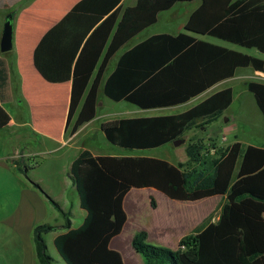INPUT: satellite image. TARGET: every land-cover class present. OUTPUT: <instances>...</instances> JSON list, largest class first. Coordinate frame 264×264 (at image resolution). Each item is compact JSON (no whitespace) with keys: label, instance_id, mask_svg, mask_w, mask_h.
Returning a JSON list of instances; mask_svg holds the SVG:
<instances>
[{"label":"trees","instance_id":"1","mask_svg":"<svg viewBox=\"0 0 264 264\" xmlns=\"http://www.w3.org/2000/svg\"><path fill=\"white\" fill-rule=\"evenodd\" d=\"M122 1H81L35 50V67L46 81L72 82L66 132L73 120L72 134L95 120L103 84L105 96L115 103L157 110L190 103L233 78L238 69L264 73L263 59L192 35L264 54V0H138L125 10ZM195 2L200 6L188 21L187 32L155 35L125 49L155 26L161 13ZM121 51L109 73L111 61ZM8 81L7 62L0 55L1 99L7 97ZM247 89L264 116V83L251 81ZM15 92L24 103L20 91ZM232 103L233 90L225 89L179 114L117 119L101 129L114 147L154 150L186 140L194 127H209ZM11 121L0 104V130ZM210 145L189 143L187 162L177 165L150 157L95 156L82 151L72 162L71 177L86 218L78 228L67 224L66 232L56 237L54 247L60 259L65 264H124L123 256L110 247L128 220L124 200L133 189H155L176 201L222 196L226 203L218 222L210 217L184 237L177 250L150 245L147 232L137 233L132 247L145 264H264V148L244 150L240 142L226 148ZM151 206L156 209L154 198ZM57 229L50 224L35 229L38 264H56L46 235Z\"/></svg>","mask_w":264,"mask_h":264},{"label":"crops","instance_id":"2","mask_svg":"<svg viewBox=\"0 0 264 264\" xmlns=\"http://www.w3.org/2000/svg\"><path fill=\"white\" fill-rule=\"evenodd\" d=\"M81 1L83 0H0V55L3 58L5 54L1 53V37L5 18L10 13L14 12L16 14L14 48L13 51L9 53L15 60L16 65L14 69L7 65L9 74L8 93L6 99L0 98V104L7 110L6 105L9 106L16 100L12 98V101H8L10 99H8V97L18 89L21 93L22 100L30 108L31 114L30 120L29 118L27 120V117L16 108L15 110L20 115L19 120H16L10 113L12 118L10 126L5 130H0V133L19 134L23 132L29 134L27 135L28 137H24L26 138L24 139L26 140V153L21 155L27 160V165L23 168L24 173L17 171L15 164L12 162V158L15 156H12V154H7L5 156L0 155V264H38L34 231L38 226L44 224H50L58 228L56 231L46 235L48 250L52 257V252L50 251L51 246L54 247L56 237L66 232L64 228L67 224L75 228L74 222L71 219L76 218L77 213L83 221L86 218V212L80 207L76 186L71 177V165L84 150H89L95 156L100 155L94 152L90 147H85L83 141H90L91 138L89 136L85 138L86 140H83L80 136L82 130L88 128L91 122L84 125L75 134H71L75 124V120H73L68 132H66L71 103L72 82L50 83L41 76L34 64L35 50L42 38ZM137 2L138 0H123L121 5L123 10H125L129 7L136 6ZM195 3L198 4L188 13L184 28L193 12L200 6V2ZM177 19L178 14L175 13L171 21ZM150 29L145 32L150 31ZM159 34L177 35L179 33L165 32L159 29L148 35L146 39ZM192 35L198 36L196 34ZM207 42L242 52L239 49L228 47L226 44L228 42L225 43V41H223L225 44H218L212 41ZM243 71H250L249 73L254 77L256 82L264 83V73L256 72L252 68L238 69L233 78L227 79L214 86L207 92L208 94L206 93L207 95L204 98L206 99L208 96L225 89L233 90L232 105L224 112L223 116L217 122H214L208 127V131L214 137L217 147L226 148L236 142H240L244 150L249 146L264 148V146L249 143L245 144L240 139V132L234 125L236 121L235 117L230 115V109L242 98L248 90V83L251 82V79H244V77L239 76ZM30 89L42 92L39 101L44 110L43 121H39L35 118L36 113L34 105L28 92ZM55 91H58L60 97L63 96V98H65V101L60 105L62 117L61 121L57 123V127L60 128V134L58 135L53 132V122L50 121V118L47 116V112L49 113V109L51 108L50 95L51 93L54 94ZM238 93L240 94L238 95ZM253 99L257 105L255 97ZM257 107L259 109L258 105ZM226 117H228L227 120L225 119ZM217 132L220 133L221 138L233 132H236L238 135H236V140L233 143L223 145L217 141ZM226 141L227 138L225 142ZM179 148L184 151H175L176 154L178 153L180 160L176 163L168 161L169 163L177 165L187 162V154L184 156V153H186V146H181ZM96 153L98 155H96ZM237 174L238 171L235 173V177ZM142 193L148 194L143 195ZM157 193L161 192L155 189H133L130 191L124 200V207L128 220L122 234L128 230L131 224H136V231L133 238L137 233L145 231L150 241L152 238L151 231H154L155 234L159 236L157 237L160 241L158 244L163 245L169 240L167 238L168 233H175L177 236L173 238V244H177L179 247V243L184 237L195 233L197 229L205 225L210 217L212 218V222H218L222 207L226 203L225 197L216 196L222 198V201L214 211L216 212L218 207L222 205L218 212L219 215L217 213L215 214V216L218 215L216 219L213 215L214 212L208 214L207 218L200 222L197 218L194 219L193 214L190 213L191 211H180L177 212L175 218H172V216L169 218L165 217L163 222L160 221L159 224L155 225L154 230H151L149 224H142L139 221V204L141 200L144 199L148 200L151 205V198H154L156 201V209L153 208L155 211L153 215H155L156 210L159 208L157 195L162 199V195ZM74 196H76V198ZM55 204H57L59 208H57ZM117 237L112 240L110 247L121 254L120 243L117 241L119 238ZM54 261L60 263L58 260L54 259Z\"/></svg>","mask_w":264,"mask_h":264},{"label":"rangeland","instance_id":"3","mask_svg":"<svg viewBox=\"0 0 264 264\" xmlns=\"http://www.w3.org/2000/svg\"><path fill=\"white\" fill-rule=\"evenodd\" d=\"M198 3H180L178 4L173 10L163 12L159 16L158 23L153 26L150 31L142 33L140 36H138L135 40H133L125 49H129L132 46L136 45L137 43L143 41L147 38L148 35H150L152 32H155L159 29H162V31L165 32H173V33H184V23L187 19L188 13L196 7ZM177 13L178 19L171 21L172 16ZM7 17V16H6ZM199 39H203L206 41H212L218 44H225L223 41L217 40L212 37H203V36H197ZM228 47L230 48H236L241 50L244 53H247L249 55L263 58L264 55H262L260 52H258L256 49H246L242 48L236 45H232L229 43H226ZM123 51L119 52L114 59L111 61L109 66V73L113 70V68L116 66L120 56L122 55ZM4 59L7 61V65L10 68H15V60L12 58L11 54L7 53L4 56ZM14 63V64H13ZM250 71H243L239 74V76L244 77V79H251V81H255L254 77L251 76L249 73ZM29 95L31 96V101L34 105L35 109V118L39 121L44 120V110L42 108V104L39 101V98L41 97V91L30 89ZM208 94V93H207ZM203 95L190 103L175 107V108H167V109H157V110H142L132 104H129L127 102H120L115 103L108 99L104 94V84L101 86L98 96V103H99V110L98 115L95 118L93 122H91L88 126V128L82 130L80 133L81 138L83 140L89 136L91 139L90 141H83L85 147H90L94 152H97L100 155H114V156H130V157H150V158H156L161 159L169 162L176 163L179 159L178 153L176 154L175 151L179 150L178 152H184L183 149L179 148L181 146H187L189 143H198V144H205L206 147H210V144L216 143L214 137L212 134L208 131V127H194V129L187 133L186 135V142L182 144L179 147L174 146V144L167 145L165 147L154 149V150H148V151H129L120 149L117 147H114L111 145L104 133L102 132L101 126L102 124L110 121H114L117 119H125V118H142V117H154V116H165V115H175L182 113L196 104L200 103L205 96ZM240 93H238L239 95ZM239 97V96H238ZM10 98V99H9ZM12 98L16 99L14 100L9 106L6 105L7 110L16 120H19L20 115L15 110H20L25 117H27V120L29 118L30 120V108L26 105V103L20 102L19 95L17 92L10 94L8 97V101H12ZM254 96L247 90L245 94L242 96L239 101L236 102L230 109V115L234 116L236 121L234 123L237 130H239V137L245 144H254L258 146H264V116L261 113V111L258 109L255 101ZM51 100V108L49 109V113L47 112V116L50 118V121L53 122V132L58 135L60 134V128L57 127V123L61 121V112H60V105L65 101V98L63 96H59L58 91H55L54 94L51 93L50 95ZM53 105V107H52ZM13 106V107H12ZM226 120L228 117L225 118ZM200 124V122H198ZM197 126H200V125ZM72 134V133H71ZM23 132H20L19 134H12V133H0V155H7L12 154V156H15L12 158V162L15 164L17 171L24 173V166L27 165V160L23 158L21 155L26 153L27 148L26 146V138L28 137ZM70 135V134H69ZM217 141L220 144L223 145H229L233 143L236 140V132L229 133L226 136L227 141H222L221 135L219 132L216 133ZM86 140V139H85ZM217 144V143H216ZM20 151V152H19ZM96 153V155H98ZM184 156H186V153H184ZM59 163L58 161H56ZM143 195H147L148 193H142ZM162 195V199L157 195V200L159 203V208L156 210L155 215H153L154 209L151 207L150 202L148 200L142 199L139 204V221L143 224H149L151 230H154L155 225L159 224L160 221L163 222L165 217L169 218L172 216V218H175L177 216V212L180 211H191L190 213L193 214L194 219L204 220L207 218V215L210 213H213L219 203L222 201L221 197L216 198H210L204 201L200 202H178L173 201L166 197L162 193H157ZM76 198V196H74ZM225 200V199H224ZM220 205L217 209L215 214L219 212ZM219 215V214H218ZM217 215V216H218ZM215 216V219L216 217ZM74 222L75 228H78L82 223L83 219L79 217V214L77 213V217L71 219ZM136 231V224H131V226L128 228V230L122 234L121 236L117 237L119 238L117 241L120 243V252L123 255L125 264H145L142 257L138 255L133 247H132V240L133 235ZM151 240H147V243L150 245L158 246L167 248L170 250H177L178 245L173 244V238H175L177 235L175 233H168L167 238L168 244L160 245V241L157 239L159 237L155 234L154 231H151ZM175 240V239H174ZM52 257L55 260H58L60 263L56 262V264H65L63 261L60 260L56 250L54 247L51 246Z\"/></svg>","mask_w":264,"mask_h":264},{"label":"water","instance_id":"4","mask_svg":"<svg viewBox=\"0 0 264 264\" xmlns=\"http://www.w3.org/2000/svg\"><path fill=\"white\" fill-rule=\"evenodd\" d=\"M15 13H10L5 18L2 37H1V53L7 54L13 51L14 48V33H15ZM186 142L185 139H179L173 144L176 147L181 146Z\"/></svg>","mask_w":264,"mask_h":264},{"label":"built area","instance_id":"5","mask_svg":"<svg viewBox=\"0 0 264 264\" xmlns=\"http://www.w3.org/2000/svg\"><path fill=\"white\" fill-rule=\"evenodd\" d=\"M222 140L225 141V140H226V137L224 136V137L222 138ZM211 152H212V153H215V152H216V149H212Z\"/></svg>","mask_w":264,"mask_h":264}]
</instances>
